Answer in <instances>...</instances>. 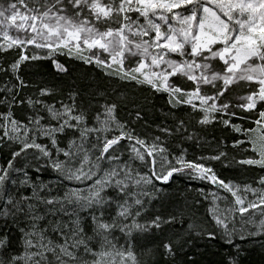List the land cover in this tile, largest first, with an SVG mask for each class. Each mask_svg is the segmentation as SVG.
Returning <instances> with one entry per match:
<instances>
[{"label":"snow or ice","instance_id":"6c2138e0","mask_svg":"<svg viewBox=\"0 0 264 264\" xmlns=\"http://www.w3.org/2000/svg\"><path fill=\"white\" fill-rule=\"evenodd\" d=\"M29 45L43 50L44 55L36 51L25 54ZM13 48L21 49L19 58L7 69L0 66V72L10 71L18 81L11 87H0V93H7L0 96V105H7L8 109L0 112V146L11 143L18 149L11 153L6 165H0V227H6L9 221L18 224L21 217L26 227L18 228L23 246L19 253L11 252L9 235L0 232V264H144L134 250L133 232L160 230L177 219L156 216L148 224L139 223L136 218L144 210L141 197L148 195L141 188L154 186V181L167 183L180 173L217 185L235 198L239 221L231 214L232 209H226L229 214L209 210L226 242L232 243L237 234L244 239L246 232L249 236L264 235V176L255 181L261 187L245 184L241 189L221 179L209 164L200 162L220 161L227 153L201 157L200 161L186 160L183 154L169 160L160 137L146 142L131 130L125 131L126 126L116 118L114 103L104 105L103 113L95 118L97 125L89 126L85 113L77 108L75 93L69 95L72 103L61 102V108L31 97L17 100L19 89L27 86L18 75L21 65L29 60L52 59L57 71L66 72L67 68L54 59L66 50L67 54L104 69L106 75H118L122 80L167 92L173 107L186 104L193 111H200L198 123L202 125L212 122L211 113L237 115L229 111L230 101L221 97L231 85L244 82L250 91L238 97L243 103L235 106L254 113V124L264 128V0H8L0 2V52ZM126 60L128 68L124 66ZM216 61L222 62L219 68ZM114 65L115 69L108 71ZM174 77L191 82V88L170 83ZM49 94L50 89H40L41 97ZM24 103L29 107L41 104L48 123L41 124L46 117L39 113L27 116V123L16 119L12 108ZM221 123L245 137L236 140L234 148L247 144L242 151L253 153L235 162L264 169V142L257 146L249 135L256 129H242L230 120ZM183 127L184 122L180 121L176 130ZM161 130L172 134L168 128ZM65 132L78 135L61 148L58 137ZM109 133L118 134L109 137ZM39 137H46L49 142L39 143ZM124 140L129 144L128 160H122L120 145ZM29 150L32 159L45 161L36 167V172L50 167L57 173L59 184L91 183L85 188H69L62 196H41L46 189L51 191L48 184L37 183L24 165L16 166L17 158L26 159ZM157 157L161 161L159 168ZM137 160L150 172L141 174L136 170L133 161ZM104 164L107 167H102ZM20 187L30 188L31 195L21 194ZM109 189L115 191V196L106 194ZM239 192L250 193L256 199L245 203ZM40 205L45 206V213L38 211ZM113 205L115 215L110 214ZM56 212L74 219L71 228L60 227L57 222L52 229L57 239L53 240L39 221ZM81 212L87 216L82 217ZM84 219L90 220L92 235L85 232ZM246 226L256 230L248 231ZM117 229L129 237L126 246L118 248L110 239ZM208 235L215 237V233ZM96 238L100 241L98 251L90 246ZM162 247L165 254H174L172 240Z\"/></svg>","mask_w":264,"mask_h":264},{"label":"trees","instance_id":"16d2710c","mask_svg":"<svg viewBox=\"0 0 264 264\" xmlns=\"http://www.w3.org/2000/svg\"><path fill=\"white\" fill-rule=\"evenodd\" d=\"M36 51L43 56V50H36L29 45L25 54L31 55ZM21 49L13 48L7 52H0V66L7 69L15 60L19 58ZM55 60L60 61L66 72L57 71L52 59H38L25 61L18 75L27 85L19 89L17 100H42L45 104L55 105L61 108V102L71 104L69 95L75 93L77 108L82 110L89 126L97 125L96 116L102 114L103 106L106 104H116V118L124 124L125 131L131 130L134 136L151 142L154 137H160L162 145L167 149V158L174 160L176 156L184 155L186 160L200 161L201 157H211L220 152L227 153V157H222L220 161L208 160L200 161L209 164L217 175L225 182H234L241 188L245 184H252L253 187H261L255 183L259 176L264 175V169L252 166L239 165L235 161L244 158L251 152L242 151L249 145L233 147L236 140L244 139L242 133L235 132L230 126H226L221 121L222 118L214 117L207 125L198 123L202 114L200 111L181 104L173 107L169 103L167 92H157L147 84H137L135 81L120 79L118 75H106L105 70L95 64L85 63L82 59L74 55L67 54L66 51L57 53ZM110 71V70H108ZM18 84L16 77L10 72H0V87ZM47 88L51 94L41 97L40 89ZM7 95L6 92L0 96ZM43 106L37 104L29 107L27 103L14 105L12 111L16 119L27 123V116H34L37 113L46 117L41 124L48 123L47 113L42 110ZM7 105H0V112H6ZM240 117H252V112L239 111ZM139 113V117L137 116ZM103 118V116H101ZM232 124H237L242 129L253 126L249 119L239 117L230 118ZM180 121L184 122L183 129L177 131ZM52 123H55L53 121ZM168 128L172 134H166L161 129ZM113 134L109 133V137ZM21 135L23 132L21 131ZM78 133L65 132L59 135L58 143L61 148H66L68 140L77 136ZM191 136L192 139H188ZM31 137V133L29 134ZM39 143H48L46 137H39ZM90 139V143H91ZM18 149L16 144H5L0 146V165H6L11 158V153ZM120 150L123 152L122 160H128L130 155L127 140L121 141ZM98 154V153H97ZM63 159V156L60 157ZM160 159L157 157L156 167L160 166ZM43 159L37 161L32 159V150L26 159L17 158L16 166L24 165L30 176L39 183L43 181L48 184L51 191L47 189L41 192V196L47 195L49 198L62 196L69 188H85L87 184L66 181L63 184L57 183V173L50 167H41L40 172L35 169L38 165H44ZM107 167V164L102 165ZM133 167L141 174L150 172V169L140 161H133ZM15 187V186H13ZM18 191L23 195H31L30 188L20 187ZM141 191L147 192L141 199L144 201V210L137 217L141 224H148L156 216L168 218L176 217L177 222L165 225L162 229H150L148 232H133L131 240L134 250L144 264H264V235L249 236L244 239L239 235L233 236V242H226L221 229L216 225L210 209L217 194L224 195L228 201L234 202V197L230 193L227 195L219 191L217 185L208 181L190 178L185 174H174L167 182L154 181L153 185L142 186ZM115 196V191L109 189L106 193ZM216 196V197H215ZM59 206L57 205V208ZM38 211L45 213V206L40 205ZM110 214L115 215V205L110 209ZM82 217L87 213L81 212ZM239 221V214H235ZM74 217L65 216L60 212L46 214L45 218L39 221L41 228L47 229L46 235L53 240L57 239L56 233L52 229L59 222L60 227L65 225L71 228ZM131 221H125L130 223ZM85 232L92 235L91 222L83 220ZM191 226V227H190ZM240 226L237 224V228ZM26 227L23 217L19 218L18 224L8 222L6 227H0V232L7 233L10 237V250L12 253L23 251L22 234L18 228ZM231 227V225H229ZM252 228V227H249ZM67 230V229H66ZM253 231V230H252ZM209 233H215V237H210ZM110 239L117 247L126 246L129 237L118 229L112 233ZM172 240L174 243V254H165L162 244ZM99 238L90 242L94 250H99ZM82 251V250H81ZM85 259L92 260L93 257L85 256ZM119 257H117V261Z\"/></svg>","mask_w":264,"mask_h":264},{"label":"rangeland","instance_id":"374dc122","mask_svg":"<svg viewBox=\"0 0 264 264\" xmlns=\"http://www.w3.org/2000/svg\"><path fill=\"white\" fill-rule=\"evenodd\" d=\"M0 2H3V3H7L8 0H0ZM66 51V50H64ZM67 52V51H66ZM84 55H88L87 52L84 53ZM75 56V55H74ZM175 58V57H174ZM59 64H62L60 61L56 60ZM220 63L222 62H219V61H216L214 62L215 66L217 68H219V65ZM63 65V64H62ZM64 66V65H63ZM125 68H128L129 64H128V61L126 60L125 61ZM115 65L113 66V69H108L110 71H113L115 69ZM175 82L177 83L178 85H181L185 88H191V82H185V80L179 78V77H174V78H171L170 79V83L171 82ZM218 83V86H219V83L220 82H217ZM250 91V87L247 86L244 82H240L239 84H233L229 87L228 91L225 92V95L224 97H221V100H224V99H227L228 101H230L231 103V107L229 109L230 112H235L237 113L236 116H230L226 113H211L210 114V118H214V117H219V118H222L223 120H231L230 118L232 117H240V108L239 107H236L235 105H238L240 103H243V101L237 99L238 97L240 96H243V95H246L248 92ZM196 103L198 104L199 102L196 101ZM211 103V102H210ZM219 103L220 101H217V106H219ZM258 108L260 107L259 105L257 106ZM202 114V113H201ZM245 117V116H244ZM253 118L249 117L246 118V119H249L250 121H252L251 123L253 124V126H249L248 128H255L256 131L255 132H252L250 133L249 135H251L253 137V139L256 141V144L257 146L260 145V143L264 142V128L262 127H259V126H256L254 124V121L257 119L256 115L253 113L252 115ZM242 128V127H241ZM250 155H253V153H251ZM264 176V175H263ZM233 185H236L234 182H232V179L230 181ZM219 191H221L223 194L227 195L228 192H226L223 188H220L218 187ZM243 189V188H241ZM238 195H242L245 199V203H247V201L249 200H254L256 199V197H254L253 195H251L250 193H245V192H239ZM216 197V196H215ZM235 199V198H234ZM239 206L238 205H235V203L232 201H228L224 198V195H220V194H217V197L215 199V203L213 204V207L212 209L214 208L215 211L217 212V214H229L226 212V209H232V213L231 214H237V212L235 211ZM259 210H257L258 212ZM247 215V214H246ZM240 218V216L238 217ZM258 218V217H257ZM236 219V217H235ZM247 227V230L248 231H255L256 229H254L252 226H246ZM249 227H252V228H249ZM240 228V226H238V229ZM245 235H247V232L245 233Z\"/></svg>","mask_w":264,"mask_h":264}]
</instances>
